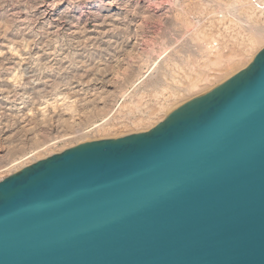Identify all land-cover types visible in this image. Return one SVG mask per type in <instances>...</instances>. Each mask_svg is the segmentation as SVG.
<instances>
[{
    "label": "water",
    "instance_id": "1",
    "mask_svg": "<svg viewBox=\"0 0 264 264\" xmlns=\"http://www.w3.org/2000/svg\"><path fill=\"white\" fill-rule=\"evenodd\" d=\"M0 264H264V50L148 133L2 179Z\"/></svg>",
    "mask_w": 264,
    "mask_h": 264
},
{
    "label": "rangeland",
    "instance_id": "2",
    "mask_svg": "<svg viewBox=\"0 0 264 264\" xmlns=\"http://www.w3.org/2000/svg\"><path fill=\"white\" fill-rule=\"evenodd\" d=\"M238 1L0 0V181L148 133L245 70L264 50V16Z\"/></svg>",
    "mask_w": 264,
    "mask_h": 264
},
{
    "label": "bare ground",
    "instance_id": "3",
    "mask_svg": "<svg viewBox=\"0 0 264 264\" xmlns=\"http://www.w3.org/2000/svg\"><path fill=\"white\" fill-rule=\"evenodd\" d=\"M240 1V0H239ZM238 1V2H239ZM247 1V4H242L241 5V7L243 6V5H247V6H249L250 7V9L252 8V10H255L257 13L259 12L260 13V16H264V0H246ZM261 6H263V8H260ZM253 12V11H252ZM247 21V20H246ZM233 22V21H232ZM235 22V21H234ZM228 23V22H227ZM256 31V30H255ZM253 34H255V33H253ZM251 36V35H250ZM211 41L213 40V42H214V39H210ZM260 38L259 37H257L256 35H253L252 37H251V39H250V44L252 45V46H258L259 44H260ZM213 43H209V46H208V48L209 49H212V48H215V46H218V45H212ZM252 49V48H251ZM253 57H254V55H253ZM140 59V58H139ZM231 60H232V58H231ZM230 60V61H231ZM233 60H234V58H233ZM143 61V60H142ZM229 61V60H228ZM229 61V62H230ZM251 61H252V59H251ZM153 63V62H152ZM251 63V62H250ZM151 65H153V64H151ZM150 66V65H149ZM198 68V67H197ZM140 69H142L141 68V66H140V68L138 69V70H140ZM193 70V69H192ZM135 72V71H134ZM139 71H136V73H138ZM201 72V71H200ZM199 73V72H198ZM155 75V74H154ZM142 77V75L139 77V78H141ZM196 77H199V76H197L196 75ZM138 78V79H139ZM194 79H196V78H194ZM136 81H138V80H136ZM136 81H134V82H131L130 84H129V88L131 87V89L132 88H134L135 86H136ZM198 82H200V80H198V79H196V81H194V82H192L191 84H190V86L188 87V90H193V89H195L197 86H198ZM122 89V88H121ZM130 90V89H129ZM127 92H129V91H127ZM127 92H123V94H122V97H124V95H126L127 94ZM127 96V95H126ZM15 161V160H14ZM16 164H18V163H15L13 166H15Z\"/></svg>",
    "mask_w": 264,
    "mask_h": 264
}]
</instances>
